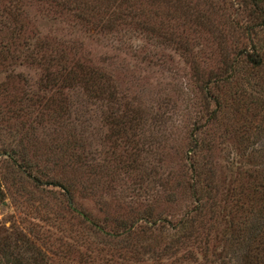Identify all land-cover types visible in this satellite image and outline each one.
I'll return each instance as SVG.
<instances>
[{
    "label": "trees",
    "instance_id": "obj_1",
    "mask_svg": "<svg viewBox=\"0 0 264 264\" xmlns=\"http://www.w3.org/2000/svg\"><path fill=\"white\" fill-rule=\"evenodd\" d=\"M205 3L211 2L0 0V161L7 159L16 175L10 180L9 193L16 202L23 191L26 206L29 205V217L33 212L40 213L44 209L39 217L43 222L63 217L58 211L60 207H51L47 201V198L57 200L60 197L64 210L85 224L82 236L73 241L74 245H79L78 248H83L76 255L81 264H264V99L247 102L239 93L228 104L227 97L219 88L237 76L240 78L244 71L254 72L264 67V0H233L227 6L224 2H212L206 12H202ZM33 5L71 16L89 30L99 33H111L122 27H139L150 33L158 30L156 37L165 42L174 40L176 44H186L181 41L186 34L184 27L194 25L208 36L211 46L217 49L216 58L221 64L217 65L215 73L208 70L207 77L195 74L200 98L205 101L201 108L206 113V120L204 124L200 123L201 128H206L208 123L212 128L227 108L243 110L244 119L249 121V125L243 126L244 131L249 134L251 129V133L260 137L258 150L261 162L256 164L257 168L246 170L242 176L244 181H237L235 185L232 181L222 186L215 179L210 156L202 152L207 139L216 140L217 136L214 138L212 134L214 128L210 131L205 129L209 136L206 138L200 136L203 129L195 126L193 131L198 139L193 145L199 153L181 164L180 177L177 175L179 179L175 187L167 190L166 194L165 201L174 207L173 204H178V194L186 193L185 201L188 203L184 204L175 220L172 214L158 212L150 203L138 210H128V216L117 217L109 224L95 222L77 209L74 193L84 194L85 189L88 193L96 186H86L80 174L77 179L66 177L68 171L81 170L89 165L91 171L88 173L95 176L99 174V177L112 180L122 175V178H130L139 189L142 188L147 198L156 196L154 186L157 178L152 171L144 172L138 168L137 159L141 154L137 146L132 155L115 158L116 163L130 160L129 164H122L127 165L126 170L120 168L117 172L118 167H115L99 172V151L91 138L84 135L85 130L75 122V115L82 113L83 105H78L69 96L71 92L80 91L89 99L107 100V104H112L116 100L114 86L110 77L99 68L78 59L71 61L61 42L37 41V35L35 38L28 29V24H31L28 8ZM176 12L182 19L170 23L166 33L160 32L162 22L158 20L159 16ZM145 13H150L153 19L158 18V28L154 27L156 21L151 23L142 19ZM168 28L171 29L167 32ZM22 66L37 70L41 90L28 86L24 74L16 71ZM198 68V65L194 66L193 72L203 70ZM262 78L256 85H264ZM249 109H255L253 118ZM139 111L130 110V116L122 112L116 117L112 114L108 119L115 118L118 120L115 127L123 129L128 121H134L135 125L138 123ZM256 120L253 125L251 121ZM2 130L7 131L4 133L9 142L3 141ZM124 130L120 134L123 139ZM119 144L112 147V158ZM249 146L252 148L246 154L248 159L254 144ZM172 178L171 174L167 182ZM23 180L40 195L25 190ZM4 189V180H0V204L6 197ZM30 223L33 226H29L27 232L19 229L17 223H12L9 229H1L5 234H0V264H55L56 258L69 259L71 252H77L67 249L69 245L63 249L64 244H58L52 250L50 246L44 248L46 236L50 235H45L36 224Z\"/></svg>",
    "mask_w": 264,
    "mask_h": 264
},
{
    "label": "rangeland",
    "instance_id": "obj_2",
    "mask_svg": "<svg viewBox=\"0 0 264 264\" xmlns=\"http://www.w3.org/2000/svg\"><path fill=\"white\" fill-rule=\"evenodd\" d=\"M190 1L195 3L205 0ZM207 1L224 2L226 6L233 3V0ZM211 3H205L202 12H206L208 4ZM157 10L159 11V8ZM28 17L31 20L28 29L30 34L37 35L38 38L35 35L37 41L61 42L71 61L78 59L84 64H91L105 72L111 79L116 95V100L112 104H107V100L89 99L80 91L71 92L69 96L76 100L78 105H83L82 113L76 114L77 118L74 120L82 130H85L84 135L91 138L92 144L99 151L98 158L101 164L99 172L104 173L106 168L115 167H118L117 172L120 168L126 170L127 165L122 164L125 162L129 164L130 160L124 159L116 163L115 158L132 155L137 146L141 154L137 159L138 168L144 172L152 171L153 176L157 178L154 186L156 196L147 198L142 188L139 189L130 178H122V175L113 177L112 180L110 177H99V174L95 176L88 173L91 171L89 165L81 170L66 172L68 178L73 176L77 179L80 174L86 186H96L88 193L86 189L84 194L74 193V206L95 222L109 224L117 217L128 216L130 209L143 208L146 203H150L158 212L172 214L175 220L181 214L184 204L188 203L185 201L186 193L178 194V204H173L174 207L165 201L166 194L167 190L175 187L176 180L180 177L181 164L189 162L199 153V149L195 144L193 145L198 139L193 131L195 126L203 129V135L200 136L206 138H209L206 130L210 131L214 128L212 134L214 138L217 136L216 140L207 139V145L202 152L210 156L215 168V179L222 186L230 182H234L235 185L237 181H244L242 176L245 171L257 168L256 164L261 162L258 150L260 137L251 133V129L248 130L249 134L244 131L243 126L249 125V121L244 119L243 110L235 111L227 108L219 116L218 122L212 124V128L210 123L206 128H201V124L206 120V113L201 108L205 106V101L200 98V86L195 74L199 77H207L209 71L217 72V67L221 64L216 58L217 49L211 46L208 36L201 33L194 25L184 27L186 34L181 41H185L186 44L183 42L176 44L174 40L165 42L161 37H156L158 30L150 33L139 27H122L111 33H99L89 30L71 16L43 10L40 6L29 7ZM153 17L150 13H145L142 19L145 18L151 23L161 20L160 32L165 33L170 23L174 24L182 19L179 12L162 13L159 19ZM156 22L154 27L158 28ZM149 27L152 28L151 25ZM169 29L171 28H168L167 32ZM196 65L203 70L194 73L192 69ZM16 71L24 74L28 86L31 85L34 90H41L37 70L22 66ZM250 73L251 75H248ZM260 78L264 79V67L254 72L244 71L240 78L237 76L234 81L223 83L219 88L224 97H227L228 104L239 93L247 102L258 100L257 98L264 99V85H256ZM23 86L22 84L21 87ZM132 109L140 110L141 117L136 125L134 121H128L122 129L115 127L118 120L112 117L108 119L109 115L113 114L112 116L116 117L121 112L130 116ZM253 111L255 109H249L250 116ZM70 120L73 121L72 118ZM257 121L251 123L254 125ZM122 130L125 132L126 143L123 137L120 138ZM2 131L3 141L9 142L10 139L4 133L7 131ZM117 143L120 144L114 149L115 156L112 158V147ZM252 144H254L251 151L253 153L248 159L246 154L252 148L249 146ZM171 174L173 178L167 182ZM12 178H16V175L7 159H3L0 161V180H4L6 197L0 204V234H5L1 229H9L12 223H17L19 229L27 232L29 226H33L30 222H33L45 235H50L46 236L45 244L42 245L44 248L50 246L52 250L58 244H64L63 249L69 245L67 249L77 251L71 252L69 259L56 258L55 264H81L76 255L79 251H83V248H78L79 245H74L73 241L82 236L85 224L72 218L70 213L64 210L60 197L57 200L47 198V201L51 207H60L58 211L63 216L61 219L48 222L39 220L40 213L44 209L40 213L33 212L29 217L27 211L29 205L26 206L23 191L16 202L11 199L9 185ZM22 185L25 190L33 191L36 196L40 195L26 181L23 180ZM150 185L151 183H148V186ZM30 202H33V199ZM34 202L37 204L36 201ZM218 227L222 228L219 224ZM79 241L81 239L78 243ZM48 254L53 258L50 252ZM8 257L11 258V255Z\"/></svg>",
    "mask_w": 264,
    "mask_h": 264
},
{
    "label": "water",
    "instance_id": "obj_3",
    "mask_svg": "<svg viewBox=\"0 0 264 264\" xmlns=\"http://www.w3.org/2000/svg\"><path fill=\"white\" fill-rule=\"evenodd\" d=\"M80 214H81L82 216H85L82 212H80ZM88 221L91 222L89 219H88Z\"/></svg>",
    "mask_w": 264,
    "mask_h": 264
}]
</instances>
